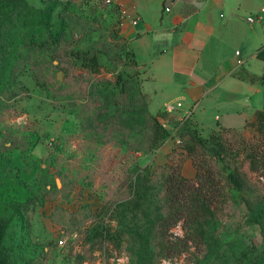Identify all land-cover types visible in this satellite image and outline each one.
Wrapping results in <instances>:
<instances>
[{
  "label": "rangeland",
  "instance_id": "374dc122",
  "mask_svg": "<svg viewBox=\"0 0 264 264\" xmlns=\"http://www.w3.org/2000/svg\"><path fill=\"white\" fill-rule=\"evenodd\" d=\"M51 6L46 28L38 9ZM115 42L125 37L105 0H0V264H251L264 249V132L227 135L217 204L194 236L171 226L180 244L167 253L155 220L163 165L185 160L181 127L179 141L166 127L161 146L141 149L135 69Z\"/></svg>",
  "mask_w": 264,
  "mask_h": 264
},
{
  "label": "crops",
  "instance_id": "0c3cea01",
  "mask_svg": "<svg viewBox=\"0 0 264 264\" xmlns=\"http://www.w3.org/2000/svg\"><path fill=\"white\" fill-rule=\"evenodd\" d=\"M164 1L111 0L139 64L148 110L162 113L166 102L180 101L173 119L191 111L188 120L203 138L220 126L255 127L264 119V0H175L168 11ZM181 174L194 177L189 158Z\"/></svg>",
  "mask_w": 264,
  "mask_h": 264
},
{
  "label": "trees",
  "instance_id": "16d2710c",
  "mask_svg": "<svg viewBox=\"0 0 264 264\" xmlns=\"http://www.w3.org/2000/svg\"><path fill=\"white\" fill-rule=\"evenodd\" d=\"M53 6L42 7L38 9L40 21L44 27L49 28L50 17L53 13ZM112 9L117 16V23L121 27V12L116 4H112ZM118 29V28H117ZM120 31V29H119ZM117 33V31H116ZM122 34V33H121ZM116 37V36H115ZM125 37V36H124ZM116 50H119L120 56L127 58L130 66L135 69L130 76L131 80L137 82V87H133L129 82V88L134 93V100L140 102L143 110L138 111L136 107H131V112H138L142 122L144 123V135L146 139L141 149L148 152L161 146L168 138L169 130L163 126L165 115L162 113L153 114L148 110V94L141 90V71L139 64L135 60L133 51L129 48L127 39L125 43L113 44ZM85 63L89 67H93L97 63V55L94 50L84 53ZM124 83L120 84V90H123ZM128 111V109L126 110ZM258 133L264 132V119L258 120L255 124ZM238 130L220 126L213 131L208 138L200 136L199 130L192 122L186 120L179 132L181 138V147L184 152L183 158H189L195 167V175L193 178L184 177L179 168L172 167L166 162L163 165L164 175L161 178V191L165 197L166 215L156 218V224L159 227V238L161 245L168 251L179 246L168 238V230L178 221L182 220L187 231L192 236L196 235L194 228L217 204L215 197L219 193V184L216 177L218 171L217 159L221 160L220 154L226 152L225 139L227 135H232ZM252 150V149H251ZM250 166L257 169L258 156L255 152L250 153ZM171 159V160H170ZM169 161H177V165H181V161L176 159L175 153L169 154ZM229 177L234 181L233 174L229 173ZM251 264H264V249L260 251L253 259Z\"/></svg>",
  "mask_w": 264,
  "mask_h": 264
},
{
  "label": "built area",
  "instance_id": "2783aa9c",
  "mask_svg": "<svg viewBox=\"0 0 264 264\" xmlns=\"http://www.w3.org/2000/svg\"><path fill=\"white\" fill-rule=\"evenodd\" d=\"M105 1L107 3H112L111 0H105ZM186 1H190V0H186ZM191 1L193 2V0ZM174 5H175V0H165L163 7H164V10L168 11ZM263 12H264V7L260 9V13H263ZM258 17H259V14H258ZM258 17L247 16V21L253 22L256 19H258ZM179 107H181L180 101H168L165 103L163 111H162V114L165 115V119H166V120L165 119L163 120V126L171 128V136H173L174 137L173 139L176 141H179L178 131L180 127H182L183 123L186 120H188L191 115V111H187L186 113L182 115L181 118L174 120L172 117L173 116L172 114H175ZM173 121H175L174 125H170L172 124L170 122H173Z\"/></svg>",
  "mask_w": 264,
  "mask_h": 264
},
{
  "label": "water",
  "instance_id": "95a60500",
  "mask_svg": "<svg viewBox=\"0 0 264 264\" xmlns=\"http://www.w3.org/2000/svg\"><path fill=\"white\" fill-rule=\"evenodd\" d=\"M57 78H59V79H60L59 73L57 74Z\"/></svg>",
  "mask_w": 264,
  "mask_h": 264
}]
</instances>
